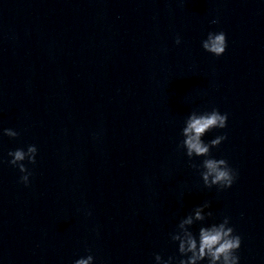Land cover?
<instances>
[{
	"label": "clouds",
	"instance_id": "obj_1",
	"mask_svg": "<svg viewBox=\"0 0 264 264\" xmlns=\"http://www.w3.org/2000/svg\"><path fill=\"white\" fill-rule=\"evenodd\" d=\"M218 21L213 20L212 23ZM176 43H180L179 37ZM202 47L205 51L221 56L227 48V38L224 32H209L207 38L202 41ZM227 114H221L218 109L198 113L193 111L186 119L185 126L182 129L183 141L180 147L186 150V155L191 160L193 157H204L200 167L203 171L200 173L203 183L211 188L218 186L221 189L230 188L235 179L236 173L230 167L225 159H215L211 156V149L217 148L227 139L225 135L217 136L210 142L205 143L202 139L205 134L212 129H223L227 126ZM4 135L15 138L19 135L13 129H4ZM37 147L29 145L26 150L18 148L15 151H9L8 155L12 157L9 163L15 166L23 174L20 181L27 185L31 173L26 167L24 161L30 164L36 163ZM193 167H197L195 164ZM210 207L209 203L195 207L185 218L181 219L177 231L171 234V239L178 242V252L181 258L178 264H200L207 259L208 264H239L240 257L236 254L241 247V237L234 234V229L229 226V218L225 217L219 224H211L199 228L198 236L189 230V227L197 221H204L212 213L205 214L204 209ZM94 257L89 254L86 257L79 258L74 264H93ZM156 264H173V258L163 259L161 255H155Z\"/></svg>",
	"mask_w": 264,
	"mask_h": 264
}]
</instances>
